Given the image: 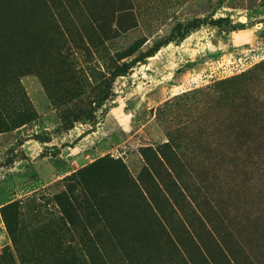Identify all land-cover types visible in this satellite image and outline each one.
Returning a JSON list of instances; mask_svg holds the SVG:
<instances>
[{"label":"rangeland","instance_id":"374dc122","mask_svg":"<svg viewBox=\"0 0 264 264\" xmlns=\"http://www.w3.org/2000/svg\"><path fill=\"white\" fill-rule=\"evenodd\" d=\"M210 17L238 29L179 39L178 23ZM3 123L0 167L21 161L23 212L13 240L0 210V264H73L51 198L104 155L142 194L117 168L92 185L102 214L83 203L74 229L93 238L90 264H264V0H0Z\"/></svg>","mask_w":264,"mask_h":264},{"label":"trees","instance_id":"16d2710c","mask_svg":"<svg viewBox=\"0 0 264 264\" xmlns=\"http://www.w3.org/2000/svg\"><path fill=\"white\" fill-rule=\"evenodd\" d=\"M224 22L232 25L234 29H238L235 25H233L232 20L229 17L195 18L189 21L185 26H183L182 23H178L175 29H183L179 36V39L183 40L193 30L200 28L204 24H211L220 27ZM174 40L176 39L172 37L166 43L168 44ZM161 46L162 44L158 45L154 51L148 53L146 56L154 55L161 48ZM123 74L124 73H118V75ZM109 97V93L102 95L95 101L96 106L101 107ZM23 114L25 115L27 113L23 112L22 116H24ZM22 120H24V118ZM21 122L22 124L24 123V121ZM13 127L15 128V125L9 126L7 124L5 125L4 123L0 124V132L8 131ZM116 168L121 172L119 179L122 180L123 184L128 186V188L135 193L139 192L140 194L141 191L142 194V189H140L137 180L132 177L126 165L119 158H113L110 155H104L96 159L91 164L65 177V189L60 193L54 194L51 198V201L56 202L59 210L54 213L51 212L50 216L52 219L49 222L57 234L58 246L64 250V253L69 256L73 264L91 263L89 262L91 254L89 255L87 251L90 249L91 245H93L92 236L85 234L78 235V233H75L74 230L75 228H78L79 225H81L78 217H80L83 203L86 202L88 207L86 209L90 210V213L93 211L92 213L95 212L97 215H101V211H103L100 205V200H102V198L95 194L88 193V191L91 192V187H93L92 185L96 184V182L101 179L102 172H108L110 174ZM89 196L92 198L93 202L88 201L87 198ZM93 203L94 205L92 206ZM0 210L12 239L15 240V232L17 231V228H14L13 222L15 225L19 224V219L23 212L21 204L18 201H11L3 205ZM84 243H86L85 248Z\"/></svg>","mask_w":264,"mask_h":264},{"label":"crops","instance_id":"0c3cea01","mask_svg":"<svg viewBox=\"0 0 264 264\" xmlns=\"http://www.w3.org/2000/svg\"><path fill=\"white\" fill-rule=\"evenodd\" d=\"M4 134H0V142L5 141V137H3ZM33 139H29L26 140L25 143L22 145L25 149H26V155L31 158L32 163L36 166H41L40 164L42 162H46L45 158H39L37 155H32L29 151H28V147L30 146V142ZM4 143V142H3ZM39 158V159H36ZM47 159V158H46ZM48 161H50L48 159ZM83 161V160H82ZM20 160H14V161H10V163H8L6 166H2L0 167V173H1V169L5 170V178H1L0 179V187L2 186H6V192L0 193V208L19 198L20 195V189L22 188V185H20V181L18 178V172H20L19 170L21 169L19 166L20 164ZM46 169H44L45 171ZM48 170V169H47ZM60 167H53L49 173H45L42 172L41 169H39V175H40V183H42V186H46L47 184H51L52 182H54L55 180H57L60 177ZM34 186L36 185L33 184ZM37 188V187H36ZM25 194V193H24ZM1 217V216H0ZM9 237L8 234L6 233L2 223H0V248L3 247L4 245H7L9 243Z\"/></svg>","mask_w":264,"mask_h":264}]
</instances>
